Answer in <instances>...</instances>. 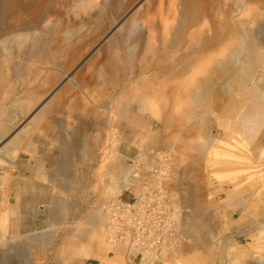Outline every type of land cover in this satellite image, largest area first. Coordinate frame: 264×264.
Listing matches in <instances>:
<instances>
[{"label": "rangeland", "instance_id": "374dc122", "mask_svg": "<svg viewBox=\"0 0 264 264\" xmlns=\"http://www.w3.org/2000/svg\"><path fill=\"white\" fill-rule=\"evenodd\" d=\"M6 1L7 0H0V42L8 38L10 32L14 29L25 32L23 22L19 21L22 18L20 9L16 8L14 12H7ZM36 1L40 0H24V2L20 3L19 7L32 5V3ZM42 1L44 2L43 9L36 17L34 24L40 28L45 26L51 28L52 26L54 32H50L47 42L45 43L48 50L53 48L52 46L57 42L58 38L55 34L63 29H69L75 32V42L81 40L90 43L68 72L69 74L74 73V75L81 74L86 71L84 68L85 65L89 62L92 63L90 69L84 72V74L86 77L90 76L91 81L87 82L92 84L93 89L90 91L86 89V91L92 93L94 91L96 96H98L100 92V104L90 109V113L88 114L93 112L94 114L91 119V116L85 118L82 125L87 130L86 133L88 135L101 133L102 139L108 140H106L108 145L105 146L104 153H102L100 157L103 162H101L100 159L98 167L90 170L89 173L87 171L83 175L85 192L84 190L83 192L79 191L69 197L63 187L56 189L48 180L43 181L41 179L44 172H47V179L51 177L52 174L60 173V171H62L61 167L70 161H68V159H63L61 156V133H54L53 136L48 137H44L39 133H33L29 136L27 141L34 144L37 149L35 156L33 157L24 152H20L12 167L3 166L0 169V178L7 179L8 182H11L13 178L17 179L19 176L21 177V185L19 188L13 189L9 187L10 191L4 192L7 199L5 203L3 202V198L0 197V243L4 242L1 239L3 233L7 235L5 239H13L11 243L0 246V264H66L60 254L61 250H63L61 246L63 243L62 238L65 239V235L68 236L69 233L75 232L76 225L78 222H82V220L83 224L86 223L88 228L90 216L99 202L101 204L102 202H107L110 199L119 197L126 200L127 195H130V191H127L129 187L121 192L107 188L99 193V189L96 186L88 184L89 179H87L95 174L98 168L100 171L103 170L101 176H104L102 178L108 176V169L102 165L107 161L106 158L111 153L110 146L116 143L115 139L121 143L119 147L120 154L128 156L129 158H134L141 154L142 150L144 152L147 151L148 154L149 152L153 153V151L172 152L182 172L176 185L177 192L181 195L182 203L185 205L187 211L191 212L194 208V205L190 202L192 187L197 186L200 189L196 204L204 216V220L208 222V228L213 230V233L210 236L208 235L211 238H208V247L205 242H198L195 245L185 248L184 252L180 255L165 260L162 264H264V158H261L264 152V126H260L258 127L260 129H258L256 128L257 126H255V122L249 123V128H252L250 133L253 132L251 134L247 132L246 135L233 126V122H236V120L238 121V118H240L239 115L249 106L254 97L255 89L259 87L264 88V61L253 76L248 77L240 74L239 78L241 79H237L238 82H241L240 84L231 78L219 77L218 86L220 84L219 90L224 97L220 101L223 111H214L212 113L209 107L208 115H206V122H197L198 131L189 135L188 133L180 132L179 128L169 130L167 131L168 133H161V122L151 111H145V113L141 115L125 114V117H130L132 123L131 126L124 125L122 127L123 133H121V129L117 128L114 123H110L105 131L102 129V131L99 130L98 132L96 131V116L103 113L102 116L104 119L106 121L109 119V115L111 113L113 114L112 111L115 107V101H117L119 97H122L123 88L121 82L116 85V89L114 90L102 87V76L108 77L112 72L97 66V63L93 65L96 59H104L99 50L107 44H110L112 40H116L120 46H123L124 37L121 33V27L129 25L134 19L138 24L140 23L139 26L144 25L147 32H149L148 26L151 23L157 26V33L158 31L163 32L165 26L173 22V18H169L168 14L172 0H138L129 6L126 4L128 0H121V8H119L118 11H110L109 8L107 10L105 7L103 13L100 11L99 7L105 2L106 5H104L107 6L111 1ZM244 1L245 0H208V40L212 39V36H215L216 32L218 33L215 37L220 36L221 38V34L223 35L226 31V25L224 24L226 22H229L230 28L236 31H240L241 26L239 25L243 24L246 34L258 33V35H264V0H253L252 4L249 5H245L246 3H244ZM140 2L142 6H149V10L147 9L145 11V13L148 12L147 15H136L135 8L138 7ZM180 3L181 0H178L177 7H181ZM174 4H176V0H174ZM12 14L15 16L14 20L12 19ZM102 22L105 23L106 26L103 30H100ZM214 24L217 26H212ZM201 25L202 24L197 28L198 30L201 28ZM214 27L215 31L213 29ZM11 28L14 29L8 31V29ZM155 40H158L157 43L161 45L164 39L158 34ZM233 41L234 40H229L227 43H219L218 47L208 46V52L206 53L207 57L203 60L199 59L194 71L199 70L207 61L209 65L211 62L221 59L225 51H227V45L232 44ZM30 45H32V43H29L26 49ZM121 53L125 54L126 51L121 50ZM262 53H264V50H262ZM148 56L149 55L146 54L144 57L147 58ZM198 57L199 55L197 54V60ZM147 59L153 61V58L150 56ZM54 60L55 59L51 60L46 65L43 64V66H39V70L42 71L41 69H47V67H59L53 65ZM28 62L37 61L30 59L27 53H22V57L6 59L3 64L0 63V71L3 69V66L6 67V72H8L10 75L9 77H12L11 79L16 82L15 85H23L22 80L15 75V71L20 73L19 76L26 72L25 64ZM185 79L186 78H179L172 81V83H177V81L179 82L180 80L184 81ZM242 80H244V82ZM3 86L6 85L0 82V87ZM10 95V89L6 90V92L3 90V92L0 93V109L3 107L15 108L13 107L15 105V98ZM7 97H9L10 100L5 102L4 99ZM116 98L118 99L116 100ZM110 104L114 107L110 106ZM237 104L241 105L237 109L236 114L234 117L228 118L227 115L234 110V106ZM10 114L17 128L24 126L29 120V116L20 117L18 114H15L13 110ZM185 122L189 123L190 119H187ZM202 128L203 133H200L199 130H202ZM124 134L130 135L131 139L124 137ZM152 134L155 138H160H158L160 143H154ZM212 138H214L215 141L210 150L204 148L202 151H196L192 147L194 143L203 144L205 141ZM165 140L167 142H163ZM162 142L165 143L168 148H166V145ZM80 153L77 152L75 157L83 161L80 159ZM106 154L108 156H106ZM250 154L254 156L252 159L249 158ZM41 156H43V158H41ZM45 158H47V160ZM114 158L118 157L113 156V159ZM195 158H197L199 164L196 169H190V163ZM85 160H88V157H86ZM86 163L85 161L84 164ZM129 163L130 160H126V166H129ZM67 164L72 166L73 163L71 161ZM79 170L80 169H77L78 173L81 172ZM95 188L97 191H95ZM55 194L63 196L64 201L62 204H54L56 200ZM93 194H97L98 196H93ZM90 195L91 198H94V201H85ZM222 199L225 200L221 201ZM81 205L84 206V210L76 217L75 213H72V211L76 212V210L74 211L73 209ZM72 206L74 207L72 208ZM104 207L102 205L105 214L106 211ZM70 208H72L71 211ZM226 212L235 213L234 218L231 219L232 223L230 224H227L223 217V213L225 215ZM4 214L8 215V222L6 225L2 220ZM242 224L245 226L246 233L243 235L239 233L240 235L237 237V227ZM56 228H60V231L57 233L55 231ZM43 232L48 236L47 241H51L48 246L44 245L43 242L38 243V241L26 239L30 234H40ZM1 240L3 242H1ZM29 240L31 241L30 243ZM103 240V253L101 256L109 255L110 257H115L117 252L118 254L123 253V249H112L106 240V234H104ZM6 241L8 240H5V242ZM86 260L88 259H84L77 264H83ZM96 260H98V262L100 261V259Z\"/></svg>", "mask_w": 264, "mask_h": 264}, {"label": "bare ground", "instance_id": "6f19581e", "mask_svg": "<svg viewBox=\"0 0 264 264\" xmlns=\"http://www.w3.org/2000/svg\"><path fill=\"white\" fill-rule=\"evenodd\" d=\"M105 1H111V2L107 6H105L106 2L104 3L105 5L103 4L101 6L100 4L101 7H99V9L102 13L105 10V7L107 10L109 8L110 11L112 10L118 11V9L121 8V4H120L121 0H105ZM137 1L138 0H128L126 4L127 6H129L130 4H133ZM22 2H24V0L6 1L7 12L10 11L14 12L16 8L20 9V13H21L20 15L22 16V18L19 21L23 22L25 32H22L20 30H15L14 28H13L14 30L12 28L8 29V31L10 30L13 31L10 32L9 34L10 36L8 38L0 42V47H1L0 62H4L6 61V59L8 60V59H13V58L15 59L18 57H22V53H27L30 59L42 64H47L51 60L53 59L56 60L60 56L64 55L63 66L67 71H69L71 67L74 66L76 61L81 57L82 52L85 50V48H87V46L90 43L88 41H81V40L75 42L74 41V37H76L75 32L69 29L67 30L63 29L59 31V33L55 34L58 38L57 42L55 45L52 46L53 48H50L48 50L46 48L47 45L45 43L47 42V39L49 37L48 35H50V32H54V30H52V26L50 25L51 28H48L47 26L40 28L36 24H34L36 17L40 14L41 10L43 9L44 2L40 0V1H36L35 3H32V5L19 7L20 3ZM177 2L178 0H176V4H174V0H172V2L170 3V10L168 14H169V18H173V22L167 24L163 32L158 31L157 33L156 31L157 26L153 23H151L148 26L149 32H147L145 30L144 25L139 26L140 23L138 24L134 19L129 25L125 27L123 26L121 27V33L124 37V45H123L124 47L120 46L116 40H112L110 44H107L106 46H104L102 49L99 50L100 54L104 57V59L102 60L97 59L98 66L104 68L106 71L112 72V74L109 75L108 77L102 76L101 79L103 83L102 86L108 87L110 88V90H114L116 89V85H118L121 82L123 85L122 88L123 99L122 97H119V99L116 98V100L117 99L118 100L115 101L116 102L115 107L110 104V106L114 107V110L112 111L113 114L111 113L109 115L110 117L108 116L109 119L107 121L102 116L103 113L96 116L95 118L96 131L99 132V130L102 131V129H104L105 131V129L109 127L110 123H114L117 128L121 129L122 126L124 125L125 114L141 115L144 114L145 111H151V113L157 116L158 120L161 122L160 123L162 125V130L160 131L161 133H166L169 130H174L179 128L180 132L188 133L189 135L193 132L198 131L197 122L199 121L206 122V115H208L209 107L211 108L212 113L214 111H219V112L223 111L220 105L221 104L220 101L224 97L223 95H221V92L219 90L220 88L219 87L220 84L218 86L219 77L231 78L234 81H237V79L238 80L241 79L239 78L240 74L248 77L253 76L256 70L258 69V67L262 65V62L264 61V53H262V50H264V35H258V33L246 34L243 24L239 25L241 26L240 31H236L235 29L230 28L231 26L229 22H226L224 23L226 25L225 26L226 31L224 30L225 33L223 35L221 34V38L220 36L215 37L218 33L216 32V35L215 36L213 35L214 38L212 36V39L208 40L209 39L208 38V0H181L180 3L181 7L179 6L177 7ZM252 2L253 0L244 1V3H246L245 5L252 4ZM147 9L149 10V6L147 7L142 6L140 2V4H138V7L135 8L136 15L137 14H140V16L147 15L148 12L145 13ZM14 18L15 16L12 14V19L14 20ZM200 24L202 25L201 28L198 30L197 28L200 26ZM217 25L214 24L212 26H217ZM105 26L106 24L102 22L100 26V30H103ZM213 29L215 31V27ZM158 34L159 36H162L164 39L163 43L161 42L162 46L160 45V43H157L158 40L157 41L155 40ZM229 40H234V41L232 42V44L227 45L228 47L226 48L227 51H225L221 59L215 60L211 62L209 65L207 61L204 64V66H202L199 70L194 71L197 63L199 62V59L203 60L204 58L207 57L206 53L208 52V46L218 47L219 43L222 42L227 43ZM29 43H32V45H30L26 49ZM121 50L122 51L125 50L126 53L122 54ZM145 53L150 57H152L153 61H149L147 59L149 56L145 58L144 57L146 56ZM197 54L199 55L198 60L196 59ZM91 65L92 63L89 62L88 64L85 65L84 68L88 70L90 69ZM179 78L180 79L186 78V79L184 81L180 80L179 82L177 81V83H172V81ZM65 79L70 85L72 84L82 88L80 81L71 77V75L67 74ZM36 80L37 79H35V82ZM242 81L244 82V80ZM238 83L240 84L241 82ZM83 92L85 94H88L87 91H85V89H83ZM44 94L46 95L47 93H43V94L39 93L37 94V96L40 95L43 97ZM52 99L50 100L51 102ZM54 102L55 101H53L52 104H55ZM240 105L241 104L235 105L234 110H232L229 113V115H227V117L228 118L234 117ZM46 106L52 107V105L49 104ZM51 107H49V109ZM239 117L240 118H238L239 119L238 121L236 120V122H233V126L236 129L238 128L239 130L244 132L243 133L244 135H246L247 132L250 133V131L252 130V128H249L250 126H248L249 123L255 122L256 124H258V125L255 124V126H257L256 128L260 126H264V88L259 87L258 89H255L253 99L251 100L247 109L243 113H241ZM187 119H190L189 123L185 122ZM68 123L70 124V122ZM71 130L74 131L75 133H83L81 130H75L74 127H71L70 131ZM199 131L200 133H203V128L202 130ZM88 137L89 138L87 139L85 138L83 142L82 139H80L79 141L81 142L78 144V146L83 149L85 156L87 155L91 156V159L97 158L98 155H100L101 157L102 153H104L103 151L105 146L108 145V143H106L107 139H102L101 133H93L90 134V136ZM152 137L154 143L155 142L160 143L158 141L159 137L155 138L154 135ZM214 141L215 139L212 138L210 140L205 141L203 144L194 143L192 147L196 151L199 150L202 151L204 148L210 150L213 147ZM115 142L114 145L110 146V152L113 155L110 153L109 154L110 157H109L106 154V156H108L106 158L107 161L104 160L105 165L104 164L102 165L108 169L109 171L108 176L102 178L104 176V175L101 176L103 170L100 171L98 168V171L95 174H93L90 178H87L89 179L88 184H90L91 186H96L99 189L98 191H100L99 193H101L102 190H105L107 188L109 189L111 188L121 192L122 190L130 187V185L132 184V180H131L132 168L130 163L129 166H126V160H128V157L120 154L119 147L121 143L116 141V139ZM163 142H167V141L165 140ZM77 143L75 144L77 145ZM8 147L10 148V146ZM90 147H94V150H91ZM166 148H168L167 145ZM63 152L66 151L63 150ZM84 154H81V156ZM94 155L95 157H93ZM113 156L118 158L113 159ZM148 156H149L148 154L147 155L140 154V157L143 158ZM253 157H254L253 154L249 155L250 159H252ZM73 158H72V162L74 161ZM261 158L263 159L264 156L261 155ZM97 159L95 160L97 161ZM101 162H103L102 159ZM88 164H90V162H88ZM198 164L199 163L197 161V158H195L191 161L190 167L192 169H196ZM76 168L72 167L71 165H68V167L65 168L66 172L60 174L61 176L64 174L66 176V177L62 176L66 180L65 186L62 187L66 190L69 197L78 193L79 191L83 192L85 186V183L83 182V178H84L83 175L87 171L89 173L90 170H93L91 166L81 167L79 170L81 172L78 173ZM180 177L181 174L179 176V179ZM95 191H97L96 188ZM97 194L96 195L93 194V196L97 197L98 196ZM91 195L89 198L87 197L85 201L93 200L94 198H91ZM62 199L63 196L59 195V197L57 198V203L55 204L58 203L62 204V202L64 201V199L63 200ZM109 201L102 202L104 204L102 203L100 204L99 202L98 205L94 208V211L90 216V222L88 228H87V224L86 223H85L86 225L83 224V220H82V222H78V224L76 225L75 232L69 233L68 236L65 235L66 237L65 239L62 238L63 243L61 244V246L63 250H61L60 254L64 262L73 263L83 259L97 257L98 254L97 251L102 247L101 245L104 243L103 236L104 234L107 233V225L110 220L108 213L104 214L102 205L103 207L108 205ZM73 207L74 206H72V208ZM72 208H70V211ZM73 210L74 211L76 210V212L72 211V213H75V216L77 217L79 213L83 212L84 206L83 205L78 206V208ZM195 229L196 232L200 235L208 230V225L205 222L203 223L199 221L196 222ZM55 231L56 233L59 232L60 228H56ZM45 232L40 234H30L26 237V239H30L31 241H38V243L43 242L44 245L48 246L51 241H47L48 236H46ZM191 234L193 235V233ZM187 238H188L187 241V245H188L189 243H191L188 233H187ZM208 238L211 239L209 236ZM2 239L4 242L1 240V242L3 243H0V246L1 245L4 246L6 245V243L12 242L11 239H5V237H3ZM5 240L8 241L5 242ZM30 240L29 243L31 242ZM109 244L112 247V249L115 250L122 249L121 247L113 248V245L111 243ZM185 247L186 246L183 247L181 253H183ZM123 253L118 254L117 252V254L115 253L117 255V256L115 255V257L114 256L110 257L108 255V259L106 260V263L126 264V261L128 259L127 257L128 253L125 252L124 249H123ZM145 257L148 259H145L144 264H149L151 263V261L155 262V257L153 255H146Z\"/></svg>", "mask_w": 264, "mask_h": 264}, {"label": "crops", "instance_id": "0c3cea01", "mask_svg": "<svg viewBox=\"0 0 264 264\" xmlns=\"http://www.w3.org/2000/svg\"><path fill=\"white\" fill-rule=\"evenodd\" d=\"M63 60H64V55L60 56L53 62L54 66H59V67H47V69H41L42 71H40L38 68L39 66H43L42 63H39V62H31V63L28 62L26 64L24 63L26 65V72H24L23 74L19 76L20 73L15 71V75L18 76L20 80H22L23 85H20V84H17V86L15 85L16 82L11 79L12 77L11 78L9 77L10 75L8 74V72H6V67L3 66V69L0 71V82L3 83V85H6L3 87H0V93H2L3 90L4 92H6V90L10 89L11 90L10 96H13L15 98V105L13 106L15 107L14 109L8 108V107H3L0 109V169L3 166L12 167L15 164V159L17 157L16 155H18L19 152H24L33 157L35 156V153L37 152L36 146L27 141L29 136L32 135L33 133H39L40 135H43L44 137L53 136L54 133H61V136H62V142H61L62 153L61 154H62L63 159L65 160L68 159V161L70 160L69 162H71L72 158L74 157L73 160L74 161L76 160V161L72 162L73 163L72 167L74 168L77 167L76 169H80L81 167H90V166L93 169H95V167H98V164L100 162V155L97 156L98 159L95 158L97 159V161L94 158L91 159V156H88V155H87L88 160H85V157L87 156H85L83 149L79 147L78 144L81 142L79 141L80 139H82V142H83L85 138L87 139L89 138L88 136H90V134L88 135L87 133H85L87 130L84 128L82 123L85 118H88L90 116H91L90 119L92 118V115L94 114V112L91 114H88V113H90V109H93L95 106H98L100 104L99 98L101 94L99 92L98 96H96L94 91L93 93L87 92L88 94H85L83 92V89H85V91L86 89L88 91L93 89L92 84L87 82V81H91L90 76L86 77V75L84 74V72H87V70L77 75L76 74L74 75V73L69 74V72L63 66ZM0 63L3 64L4 62H0ZM95 63H98L97 59L96 61H94L93 65H95ZM67 74L79 80L82 88L76 85H72V84L70 85L65 79ZM35 79H37L36 82H35ZM68 87L70 90L68 89ZM104 88L108 89V87H105V86ZM39 93L41 94L47 93L48 95L44 94L43 97L40 95L37 96V94ZM28 96L31 98H29ZM51 99H52V102L50 101ZM4 100L6 102L10 99L9 97H7ZM53 101H55L54 102L55 104H52ZM48 104L52 105V107L49 106L51 107L50 109L48 106H46ZM11 109L15 112V114H18L20 117L29 116L28 122L24 126L17 128V125L12 120V116L10 114V112H12ZM35 116L38 118H36ZM33 119L36 121H34ZM67 121L70 122V124ZM131 123H132V120L130 119V117H125L124 125L131 126ZM72 124L73 125L75 124V125L73 126ZM66 126H67V129H66ZM70 126L74 127L75 130H81L83 133H75L72 130L70 131L71 129ZM121 133H123L122 128H121ZM124 137L131 139L130 135L124 134ZM75 143H77V145ZM8 146H10V148ZM90 149L94 150V147H90ZM63 150H65L66 152H63ZM77 152L78 153L81 152L80 156L81 154H84L80 158L83 161H80L77 159V157H75V154ZM142 154L147 155L148 153L147 151L144 152L142 150L141 155ZM262 155L264 156L263 153ZM93 157H95V155ZM41 158H43V156H41ZM45 159L47 160V158ZM130 159L131 158L128 157V160ZM84 160L87 162V164L88 162H90L91 165L90 164L84 165V162H85ZM79 162H82V163H79ZM66 164L63 167H61L62 173L60 171V173H58L59 175L57 173H56L57 175L52 174V176L49 177L50 178L49 180V178L47 179V172H44L41 176V179L43 181L48 180L53 185V187L56 189L59 187L61 188L62 186H65L66 180L64 179V177H62V176H65V174L62 176L60 174L65 173L66 172L65 168H67L68 165H70V164L68 165ZM79 164L82 166H80ZM190 169L192 168L190 167ZM56 181H57V184H56ZM20 185H21L20 176L17 179L16 178L11 179V182H8L7 179L0 178V192H1L0 197L3 198V202L7 200L6 196L4 195V192L6 191L9 192L10 191L9 187H12L13 189H17L19 188ZM193 187L191 189L192 196L190 197L191 198L190 202L194 204V208L192 209L191 212L188 211L189 226L191 224L190 230L188 231V236L190 238L191 243H189L185 248H187L188 246L195 245L198 242H205L208 247V235L210 236L213 233V230L208 228V230L205 233H202L200 235L196 232V229H195L196 222H199V221L203 223L205 222L207 225H208V222L204 220V216L202 215V213L200 212V209L198 208L196 204V200L199 196L200 189L197 186H195L194 188ZM59 195L60 194H55L56 203H57V198L59 197ZM129 197L130 196L127 195V199ZM224 200L225 199H222L221 201H224ZM55 201H54V204H55ZM234 215L235 213H231V212H226L225 215L223 213L225 222L227 224L232 223L231 219L234 218ZM2 220L3 222H5V225H6L8 222V215L5 214ZM237 228H238L236 230V232L238 233V235H236L237 237L240 235L239 233H241L242 235L246 233V229L243 224L238 226ZM191 233H193V235ZM263 234H264V231H263ZM3 235L1 239L3 237H7L6 233L5 234L3 233ZM96 244H99V243H96ZM102 251H103V246L97 251L98 252L97 257H94L93 259L87 258L88 260H86L83 264H110V263H106V260L108 259V255L101 256L103 253ZM96 259H100V261L98 262V260ZM144 261L140 257H129L126 261V264H144ZM78 262H73V263L68 262V263L77 264ZM64 263L67 264V262H64ZM149 264H162V263H158V262L153 263V261H151V263Z\"/></svg>", "mask_w": 264, "mask_h": 264}, {"label": "built area", "instance_id": "2783aa9c", "mask_svg": "<svg viewBox=\"0 0 264 264\" xmlns=\"http://www.w3.org/2000/svg\"><path fill=\"white\" fill-rule=\"evenodd\" d=\"M130 159V197L110 199L106 240L127 257L153 255L163 263L180 255L190 230L188 211L177 192L181 171L172 152L156 151Z\"/></svg>", "mask_w": 264, "mask_h": 264}, {"label": "trees", "instance_id": "16d2710c", "mask_svg": "<svg viewBox=\"0 0 264 264\" xmlns=\"http://www.w3.org/2000/svg\"><path fill=\"white\" fill-rule=\"evenodd\" d=\"M126 200H127V198H126Z\"/></svg>", "mask_w": 264, "mask_h": 264}]
</instances>
